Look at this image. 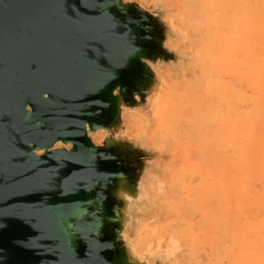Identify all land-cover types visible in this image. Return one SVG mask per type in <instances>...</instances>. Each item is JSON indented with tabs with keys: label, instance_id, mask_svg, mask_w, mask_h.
<instances>
[{
	"label": "water",
	"instance_id": "obj_1",
	"mask_svg": "<svg viewBox=\"0 0 264 264\" xmlns=\"http://www.w3.org/2000/svg\"><path fill=\"white\" fill-rule=\"evenodd\" d=\"M170 38L133 0H0V264H147L124 232L158 153L120 138L122 113L150 107L149 64L180 65Z\"/></svg>",
	"mask_w": 264,
	"mask_h": 264
},
{
	"label": "bare ground",
	"instance_id": "obj_2",
	"mask_svg": "<svg viewBox=\"0 0 264 264\" xmlns=\"http://www.w3.org/2000/svg\"><path fill=\"white\" fill-rule=\"evenodd\" d=\"M139 1L146 9L150 0ZM155 1L165 4L167 46L181 62L173 72L149 64L159 82L149 113H122L121 137L159 154L142 180L145 208L135 236L124 232L127 246L147 264L158 254L167 264H224L228 257L232 264H264V238L225 237L220 205L226 193L256 210L257 219L264 216V146L247 127L252 0ZM107 136L89 133L96 146ZM61 148L71 145L54 147ZM204 244L209 250L197 254Z\"/></svg>",
	"mask_w": 264,
	"mask_h": 264
},
{
	"label": "rangeland",
	"instance_id": "obj_3",
	"mask_svg": "<svg viewBox=\"0 0 264 264\" xmlns=\"http://www.w3.org/2000/svg\"><path fill=\"white\" fill-rule=\"evenodd\" d=\"M133 1L137 3L140 2L139 0ZM150 1L148 5H146V10L153 13L157 7H160L165 12L166 16L167 11L164 3H157L155 0ZM251 5L254 8V16L252 19V39L250 44L251 94L253 95V98L252 103H250V107L247 108L249 117L251 116L250 123L247 127L251 129L252 135L254 133V136L256 137L255 144L264 146V0H252ZM170 70L173 72L175 69ZM149 110L150 107L144 109L143 112L148 114ZM245 110L246 109L241 105V108L239 109L240 114L241 111L244 112ZM123 137L120 138L132 142V140ZM151 151L156 152L154 150ZM156 160H159V154ZM220 197V205L223 207L224 213L223 233L225 237L229 238L231 233L232 236L241 234L255 241L264 238V224L261 223L264 220L262 212L260 213L262 216L257 219V211L251 208H241L234 195L221 193ZM136 229L137 225L129 233L131 238L135 236ZM208 250L209 245L204 244L197 249V254L202 255ZM231 258L232 257L224 259V264H232ZM158 259L162 260L163 257L159 254L155 258L149 256V263L155 264ZM162 261L166 264L164 259Z\"/></svg>",
	"mask_w": 264,
	"mask_h": 264
}]
</instances>
